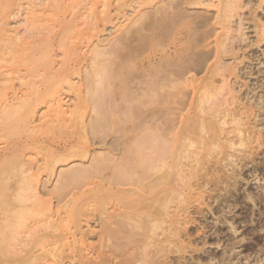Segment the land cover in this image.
Listing matches in <instances>:
<instances>
[{
	"label": "bare ground",
	"instance_id": "bare-ground-1",
	"mask_svg": "<svg viewBox=\"0 0 264 264\" xmlns=\"http://www.w3.org/2000/svg\"><path fill=\"white\" fill-rule=\"evenodd\" d=\"M48 1L51 3L50 7L52 8H49L51 10L47 14V19H45L41 11H37V8L47 4L45 2ZM48 1L38 3V0H0V62L7 61L4 58L5 55H11L10 62L14 64L13 72L0 66V144L3 145L0 148V264H63V259L64 261L68 259L70 264L75 261H79V264L101 262L100 260L99 262L94 261L96 259H104V262H101L102 264H111L115 263V260L109 262L107 255L114 254L117 249L123 246L127 247L132 243L137 244L141 251L135 249L136 253L133 254V251H130L131 254H128V257L124 256L126 259L123 258L126 261L120 260L118 264H168L164 258L166 256L164 249H162L163 251L160 249V253H157L158 256L157 254L153 256L151 250L154 246L164 248L163 245L166 244L163 237L166 238L168 235L183 246L181 233H184V231L186 233L187 226L191 222L190 216H174L171 227L167 230L165 224L168 223V213L167 211L160 213L157 210L161 215V224L154 223L149 234L143 236L144 233H142L141 236L145 238L141 239L139 235V238L137 237L135 241L138 232H134V228L137 226L136 228L139 229L140 222L136 217L134 207L137 204L144 209L153 206L152 204L149 206L150 194L141 195L134 206L131 205L134 200L130 199V205L127 202L130 207L123 212H115L109 216L105 214L102 221L103 228L98 234L95 231H83L79 218L84 208L88 206L87 201L92 192L100 193L101 197H106L104 198L103 209L107 210L108 207H111V204L117 205L115 202L120 198L118 195H125L124 193L134 191L130 188V190L123 189L128 185L135 186V183L127 181L125 174L129 172V167L135 161L138 165V161L141 162L142 160L143 163L140 164L145 166L146 160H144L145 154L143 155V153H146V151V159L149 158L150 163H146L149 168L142 165L145 174L141 175L143 176L140 177L141 181L150 180L151 177L153 178L161 173L163 168L167 166V159L170 157L168 155L167 158V154L170 153L168 150H171L169 147L171 143L182 146L180 149L186 146L194 147L197 144L199 146L210 144L209 147H213L212 153L208 155L207 152V158L204 157L202 161L197 160L196 163L194 162L196 165L190 169L191 177L196 174L193 171L196 168H198L197 171H205L208 174L213 171L217 174H225L231 171L233 174L238 171L240 161L243 162L245 159L255 160L259 150L264 146L263 136L258 129L259 125L253 122V109L247 106L245 98H242L240 94L238 95L240 91L237 92L232 86L233 83L230 81V77L234 75L236 80H239L240 76L235 73L238 69L233 66L234 63L230 64L231 67H227L225 56L231 53V56L236 57V42L245 40L243 39L245 20L241 15L239 16V26L237 28L230 26L233 23L231 19L235 18L236 8L241 10L253 9L257 5L262 8L264 0H68L71 2L68 5L65 0ZM69 6L71 7L70 15H68ZM149 7L152 8L151 11L148 10ZM189 7L216 9L213 16L203 17V21L212 23L214 26H220L224 31L215 40L214 52H198L200 39L196 33L191 34L190 30L195 29L196 25H199L202 20L198 17H191L188 11ZM127 8L138 9L139 17L135 24L132 23L134 26L129 27L130 29H125L123 26L124 30H119L117 25L110 32L111 35L115 33L117 36L114 35V38L107 40L106 44H104V41L99 42V40L94 48L93 46L91 48L88 44L91 48V53L88 52V54L92 55L93 62L97 58L101 60L102 57L107 58V60L105 62L98 59L99 62H94L95 67L92 65L91 68H93L90 71L84 72L85 81L82 79L81 85L79 83H77L78 85L74 84L73 80L68 77L72 73H74L73 76H76L77 71L76 67L74 68L67 61L64 64L61 63L62 65L60 64L62 68L57 69L58 71L55 70L54 65L58 63L54 60L55 58L53 59L55 55L49 52L53 44V38H55V41L61 42V48L66 47L65 49L70 57H72V54L74 57V54H77L78 51L74 53L73 51L76 48L67 46L65 39L68 35L77 34L78 38L82 39H88L91 33L95 34L97 32L98 35V32L101 33V30L99 31L101 26L106 28L107 25L115 24V18L126 17ZM91 9L93 10L92 13L90 12ZM20 12L26 13L25 16L27 20L29 18L28 22L31 24L51 22L53 25L51 32L54 30L57 32L53 36L37 41L34 46L26 47V41L21 38L17 30L8 29L9 21L20 17ZM38 13L41 17L37 16ZM50 13L54 15L55 19L53 16L51 19L49 18ZM79 21H89V29L79 31ZM115 30L116 32H114ZM255 30V42L260 43L264 40V24L256 23ZM146 31L148 34L144 35ZM235 33L237 34L234 35ZM94 38L98 39L97 36ZM206 46L207 43L202 47ZM67 47L75 49L73 51L69 49L70 52H68ZM61 48L59 50L62 51ZM63 51L61 53L62 57L67 54L65 50ZM86 55L79 53V56L83 58ZM79 56L78 54L75 56L77 61L83 60H78ZM70 57L63 59L68 60ZM238 60L235 59V61ZM81 62L83 63V61ZM39 63L45 67L44 79H39L37 76L39 73L36 76H34L35 74L32 75L30 78L21 75L23 65L36 66ZM100 66L104 68L103 71H101V68L99 70ZM137 71H139V75H141L140 71H144V80L147 77L148 81L145 88L144 86L142 88L140 84V88H138V83L135 80L137 77L134 79L135 82L131 80L134 74H138ZM103 74L105 78L108 76L107 79L110 80L111 78V81L108 80L109 86L107 85L108 81H106L107 84L104 83L105 85L102 84L101 80L99 81L101 79L99 77ZM190 74H193L192 78H190ZM201 74H204L203 77L197 78ZM12 75L15 76L12 77ZM140 78H142V75ZM15 81L18 82L16 86L14 85ZM131 81L136 84L133 87L138 86L135 87L137 94L134 92L135 88L133 94H136V96L141 94L140 97L142 94L148 96L145 102L149 100L151 103L149 107H153L150 110L152 114L148 113L149 110L147 112L151 116L147 114L150 119L146 116L145 111L147 110L144 109L143 111V113L145 112L144 117L148 118V121L150 120L145 127L146 130L141 128L142 131L145 130L149 133L150 136L145 138L148 140L142 141L144 135L141 136V142L137 139L136 142L134 138L135 141L127 148L125 147V152L124 149L120 150L122 148H118L120 143L118 147L116 146L115 142L119 139L116 136L115 139H111V142H107V144H112H110L112 148L109 146L111 148L109 153H94L91 156L92 146L104 145L107 137H110L113 132L118 133L120 129L125 131V128H122L125 125L121 124L117 129V123L112 124L114 125L113 132L110 131L109 133L108 131L105 133L108 130L107 122L110 119L117 120L119 117V121L124 116L121 119L124 118L126 124L130 123L129 120H132L131 123H133L134 118L132 117L135 114L134 110H136L134 108L142 109H139L138 102L145 106L143 105V99H140L143 100L140 103V100L138 101L139 97L136 99L128 93V90L131 89L129 87ZM137 81L139 80L137 79ZM122 84H128V86L123 87ZM65 85L68 86L67 88L71 93L76 95V103L74 102L75 104H72V106L67 104L68 102L66 103V98H63ZM119 85L123 89H119ZM143 85L145 84L143 83ZM125 87L129 88L126 90ZM242 88H245V80ZM112 90H116L114 92L116 103L111 99ZM130 92L132 93V91ZM108 94L111 96L108 97L110 100L107 99ZM145 96L142 98L146 99ZM108 100H112L113 103L110 105L111 102ZM89 101H93V106L88 105ZM127 101L129 104L131 102V105L127 106ZM133 101L135 104L137 103L136 107L132 106L134 105V103L132 104ZM120 104L122 107L119 106ZM42 106L46 110L41 114L42 116H39L38 110ZM138 118L140 116L135 117L136 120ZM142 122L140 121L139 124H142ZM135 123L132 126L137 125ZM109 125H111L110 122ZM139 126L141 127V125ZM58 128L60 132L57 134L55 129ZM130 128L128 127V129ZM138 128L130 130L137 131ZM108 133V136L105 135ZM128 135L126 134V136ZM146 135L148 134H145V137ZM118 141L120 142V140ZM123 144L121 146H126ZM32 148L35 151H37L35 148H40L42 152L39 154L41 155H37ZM30 149L35 152L36 158L41 156L38 162L39 165L32 159L31 156L33 155H29ZM195 152L198 151L192 152L193 155H195ZM173 153H171L172 156H174ZM213 153L219 154V156L222 155V157H217L218 155H213ZM136 154L143 155L144 159H141L140 156L141 160H138L139 157L137 156L135 158L137 160H135L133 157ZM177 158L179 157H176L175 162L177 161L178 164L176 166V163H174L173 168L176 167L175 175L177 176L178 185H180L181 179L183 180L187 175L183 177L184 164L181 163V158L183 160L185 158L181 157L179 160ZM78 160H80L79 164H82L61 173L59 177L62 180L59 181L60 186H55L57 189L55 195L60 196L59 202L65 203L62 210L66 211V208L68 210L71 207L70 211H66L64 213L66 216L61 217L60 221H53L56 215L53 213L52 205L43 200L38 191L39 184H41L40 177L43 173H47L50 177L54 176L55 167L58 163L74 164ZM131 169H134V167ZM147 169L151 173L146 172ZM120 171L122 174L119 173ZM10 180L12 183H10ZM48 181L50 180L48 179ZM208 183L203 184L204 187L202 184L198 185L200 190L197 188V192L201 191V197L204 195L203 188ZM147 184L149 185V183L144 184V188ZM90 186H93V188L88 191ZM178 191L176 190L177 193L175 192V194H179ZM146 192L144 189V193ZM196 196L200 198L199 194ZM108 199H110V202H107ZM156 199L158 200V198ZM151 200L150 203H152ZM161 201L163 202V200ZM140 210L139 212H141ZM144 214L147 215L148 212H144ZM77 216L79 217L77 218ZM142 218L147 217L142 216ZM142 218L140 217L139 220ZM140 230H142L141 227ZM94 234L98 236L99 247L103 248L102 251H104L97 253L96 258H90L89 255H92L91 253L95 249L93 246L87 245V241ZM69 236L73 239L70 240ZM54 244L64 245L66 248L67 244L70 254L65 258L61 255L62 258L56 256L57 254L52 256L53 251L51 253L48 249L52 248H49V245L53 246ZM39 248L44 253L47 249V253L54 258L50 257L51 259L48 260L46 256L37 255L39 251L36 252V249L39 250Z\"/></svg>",
	"mask_w": 264,
	"mask_h": 264
},
{
	"label": "rangeland",
	"instance_id": "rangeland-1",
	"mask_svg": "<svg viewBox=\"0 0 264 264\" xmlns=\"http://www.w3.org/2000/svg\"><path fill=\"white\" fill-rule=\"evenodd\" d=\"M38 1H39L38 3H40V2L44 3L45 0H38ZM244 1H249V0H244ZM43 3H41V4H43ZM45 3H47V4H44V5H41V7H38L37 11L40 10L41 13L44 15V18L47 19V14H49V11L51 10L49 8H52V7H50L51 3H49V1L45 2ZM65 3L67 5H68V3L71 4V2L68 0H65ZM129 3H130V1H129ZM46 5L49 7H47ZM189 8L190 9L188 11H189V14L191 15V17H195V18L198 17L199 19L202 20L199 22L200 23L199 25H196L197 27L195 29L192 28L190 30L191 34L196 33L200 39L199 48L197 49L198 52L199 51H201L203 53L204 52H207V53L208 52H211V53L214 52L215 51L214 50L215 40H216L217 36L221 33H224V31H222L223 29L220 26H214L212 23L210 24V23L203 21L204 20L203 17L213 16L214 12H216V9H204V8L201 9V8H195V7H189ZM148 10L151 11L152 8H150ZM68 11H69L68 15H70V13H71V7L70 6H69ZM90 12L92 13L93 10L91 9ZM126 13H127L126 17L125 16L120 17L121 20L118 18H115L116 22L118 24L115 22L114 25L105 26L106 28H103L104 26H101L99 29V31L101 30V33L99 34V32H98V35H97V32L95 31L96 33L95 34L91 33V36L88 37V39L87 38H85V39L84 38L83 39L78 38L77 34H70L66 37L65 40L67 42V46H72V47L74 46L76 48V49L74 48L75 49L74 50L73 48L67 47L68 52H70L69 49H72V51L74 50L73 51L74 53L76 51H78L77 52L78 56H79L80 52H81V55H82V53L87 54L86 56H84L85 58L79 56L78 60L79 59H83V60L77 61V58L75 57V56H77V54H74V57L72 54V57H70V54L67 53V51L65 49L66 47L62 46L64 49L61 48V46H60L61 42H59L57 40L55 41V38H53L52 39V42H53L52 47L53 48L51 47L49 52L52 55H55V57L53 56V59L55 58L54 60H56V63L59 64V65L58 64L54 65L55 70L60 69L61 65L64 64V62L66 63V61H67L68 64H71L72 66H74V68L76 67L75 69L77 71V73H75V75L77 74L76 76H73L74 73H72V74H69L68 77L71 80H73L74 84L79 83V85H81V81H83V80L85 81V79H84L85 73H87L88 71H90L93 68V67L91 68L92 65H94V67H95V64H93L94 62H96V61L99 62V60H100V58H97V59L95 58L96 61L93 62L94 59L91 57L92 55L88 54V52L91 53L90 49L92 48V46L94 48L96 46V43H98V40H99V42L104 41V44H106L107 40L109 41L111 38H114V35L117 36L115 33H114V35H111V33H110L111 30L117 25L119 27V30L120 29L122 30L124 27H125V29H128L129 27L131 28L132 26H134L136 20L139 17L138 16V9L135 10L133 8H127ZM25 14L26 13L23 12L20 14V17H17L15 19H11L9 21L8 29L17 30V32L20 34L21 38H23L26 41V44H27L26 47L34 46L37 41H39L43 38H48L50 36H53L54 33L57 32L56 30L51 32V30L53 28V25L51 22H48V23L47 22H45V23L39 22L37 24L29 23L28 22L29 18L27 20ZM240 15L245 20L244 21L245 27H244V31H243V34H244L243 39H245V40L243 42H236L235 46L237 48V52H236L237 56L236 57L231 56V53H230V55L225 56V61L227 62L226 64H228L227 65L228 68H229V66L231 67V65L234 63L233 66H236V68L238 69L235 73L239 74V76H240L239 80H236V77L233 75L230 77V81H232V83H233L232 86H234L236 91L237 92L240 91L238 93V95L240 94L242 96V98H245V103H247V106L249 108L253 109V112H254V117H253L254 121L253 122H255L256 125H259L258 129L263 136L262 140H263V144H264V40L261 41L260 43L255 42V38H256L255 26H256V23H263L264 24V4H263L262 8H259L258 5L255 6L253 9L246 8L244 10H241V9L236 8V10L234 12L235 18L231 19V22H233V23L230 24V26L235 27V28H237V26H239V24H240L239 16ZM37 16H40V13H38ZM52 16L55 19L54 15H52V14L49 16V18L51 19ZM117 20H119V21H117ZM79 22H80V27L78 28L79 31L89 29L88 28L89 21L88 22L87 21H79ZM133 22H134V24H132ZM120 25H121V27H120ZM118 27L116 28L117 30H118ZM135 27H136V25H135ZM228 27H229V25H228ZM147 31L145 32L144 35H146V33L148 34ZM114 32H116V30ZM236 34L237 33H235L234 35H236ZM245 34H246V38H245ZM93 35H94V37L97 36L98 39L94 38V37L92 38ZM90 38H92V39H90ZM206 43H207V46L202 47ZM88 44L91 48L88 46ZM135 44H137V43H135ZM138 44H139V42H138ZM58 47L61 48L62 51L65 50L68 55L67 54L65 55L63 53L64 56L62 57L61 56L62 51L59 50ZM78 48H80V49H78ZM52 49L54 52L51 51ZM73 52H71V53H73ZM69 57H70V59L66 60ZM4 58L7 61L0 62V66H3L5 68V70H7V71L13 72L14 71L13 70L14 64H13V62H10L11 58H12L11 55H5ZM63 58H66V59H63ZM235 59H239V60L235 61ZM102 60L105 61V60H107V58L102 57L100 61H102ZM81 61H83V63ZM32 66L33 65L29 66L27 64L23 65L21 68V70H22L21 75H25V77L30 78L32 75L35 74L34 76H36V74L39 73L37 75L39 77V79H44L45 73H46L45 69H44L45 67L43 65H41L40 63H39V65L38 64H36V66L34 65L33 68H32ZM100 68H101V66L99 67V70L102 69L101 71H103L104 68H101V69ZM138 72L139 71H137V73ZM143 72L140 71V74L142 75L143 79L140 78L141 75H139V73L137 75H135L133 73L135 76L133 75V79H131V80L133 81L135 79V77H137L135 79L136 82L138 83L137 85L139 86V84H140V86L142 85V88H143V86L145 88L148 80H147V77L145 78L146 80H144L145 75L143 74ZM192 75L193 74L189 75V76H191L190 78L193 77ZM203 75L204 74H201L197 78L203 77ZM14 76L12 75V77H14ZM104 76L105 75L103 74L101 77H99V78H101V79H99V81L101 80L103 82L102 83L103 85L107 84L106 81L109 80V79H107V78H109V76L106 78ZM137 79L139 81H137ZM135 80H134V82H135ZM244 80H245V88H242V84L244 83ZM109 81H111V78ZM109 81L107 84L108 86H109ZM132 81L130 82V84H132V85L129 84V87L131 89L128 90V93H130L131 96L135 97L136 99H137V97H139L138 101L140 99H143L144 100L143 105H145V106L141 105L142 104L141 102L143 100H140L141 104H139V102L137 101L138 106L140 105V108L139 107L138 108L139 109L142 108L141 110H138L136 107L137 103L135 104L133 101L132 104L134 103V105H132V106H135L136 108H134V107L133 108L138 111L137 112L136 110H134L135 114L136 115L140 114V115H137V116H140V118H138V119H142L145 115V112H146V116L149 117L150 116L149 114L151 113L150 110L153 107H149V106H151V103L149 102V100L145 102V100H147L148 96H145L143 94L141 97L139 96L141 94L136 96V94H137L136 88L138 86H135L136 88L133 87L136 84L132 83ZM139 82H141V83H139ZM143 83L145 85H143ZM14 85L15 86L18 85V82L15 81ZM126 85L128 86V84H124L123 87ZM65 86H64V90H63V92H64L63 98L64 99L66 98L65 99L66 103L68 102L67 104L72 106V104L76 103V98H75L76 95H75V93H71L68 90L67 85H65ZM140 86L138 88H140ZM123 87H121L119 85V89L120 88L123 89ZM128 88H126V90ZM134 88H135L134 92H136V94H133ZM113 89H116V88H113ZM117 89H118V86H117ZM116 90L115 91L112 90L113 95L111 94V92H109L112 97L109 96L110 94H108V96H107V99H109L111 97V99H113V101L115 103H116V101H115L116 99H115L114 92H116ZM130 91H132V93ZM144 96L146 97V99L142 98ZM69 97H70V99H69ZM136 99H135V102H136ZM111 101H109V102H111ZM112 103L113 102H111L110 105ZM124 103H122V104H124ZM127 103H128V101H127ZM92 104H93V101L88 102V105L91 106ZM146 104L148 106L147 108H146ZM129 105H131V102H130V104L128 103L127 106H129ZM119 106L122 107L121 104ZM119 106H118V108H119ZM170 107H172V106H170ZM120 109H118V110H120ZM144 109L147 111H145L143 113ZM45 110H46L45 107L42 106L38 110V115L42 116L41 114H43L45 112ZM124 110H126V109L124 108ZM124 110L122 109V111H124ZM148 110L150 112H148ZM134 111H133V114H134ZM135 114L132 117V118H134L133 123H131L132 120H129L130 123H128V120H127L128 124H126L125 123L126 121L123 120L124 118L121 119L124 116H122L119 121H118L119 117L117 118V120L113 119L114 121L112 119H110V121L107 122L108 125H109V122L111 125L112 124L115 125L118 123L117 124V129H118L119 125L121 126V124H123V125H125V127L123 126L122 128H125V131L123 129V131H124V133H123V131H121V129L119 128L120 132L116 133V132L112 131L114 129V125H112V127H111V125H109V126L107 125L108 130L105 133H107L108 131L110 133V131H112L113 134H111L110 137H107V141L105 140L106 142L104 143V145L107 144V142H111L112 141L111 139L112 138L115 139V137L117 136V139L119 138L118 140H120V142L117 139H116L117 142H115L116 140L115 141L113 140V141L117 144L116 145L117 147L120 145L118 147V148H122L120 150L124 149L123 151H125V147L127 148L136 139L138 141H140L142 138L141 136H143V135H144L143 136L144 139H142V141L148 140L145 138H148V136H150V135L147 131H145L146 130L145 127L148 125L150 120L148 121L147 120L148 118L146 119V117H144L142 120H140V121H143L144 123L142 122V124H139L140 121H137L138 119L137 120L135 119V117H137ZM150 117H149V119H150ZM115 120L117 121L116 123H115ZM134 123L137 124V125H135L137 127L132 126ZM139 125H141V127ZM130 126H131V128H130ZM110 127H111V129H110ZM128 127L130 129H132V128L135 129V128L139 127L137 129L138 132L135 131L136 129L130 130V129H128ZM141 128L145 129V130L142 131ZM105 130H106V128H105ZM115 130H116V127H115ZM128 131L129 132L132 131V132L129 133ZM133 131H134V133H133ZM59 132H60L59 128L55 129V133L58 134ZM141 132H142V134H141ZM109 133L105 134V135L108 136ZM114 133L117 135H115ZM126 134L127 135L129 134V135L126 136ZM145 134H148V135H146V137H145ZM136 136H137V138H136ZM134 138H135V140H134ZM137 140H136V142H137ZM122 143H124L123 145H126V146H121ZM110 144H107L105 146L104 145L92 146L91 147V153H92L91 156H93L94 153L95 154L96 153H109V151H111V148H112L110 146ZM2 146L3 145L0 144V148ZM201 146L203 147V149ZM209 146H211V145L209 144V145H200L199 146L197 144L194 147H187L186 146L183 149H180V148H182V146L180 147V145H178L176 143H174V144L171 143V145L169 146L171 148V150L170 149L168 150V152L170 151V153L167 154V158H168V155L170 156L168 158L169 160L167 159V161H168L167 166L165 168H163V171L161 173H159L158 175H155L153 178L151 177L152 179L150 178V180L147 179L146 181L145 180L141 181V178L143 177L141 175L145 174V173H143V172H145V169L143 168L144 165L140 164V163L142 162L141 159H144V158H145L144 160H146L145 162L147 164L150 163V161L148 160L149 158L146 159L147 158V155H146L147 151H146V153L145 152L143 153V155L145 154L146 157L144 156V158H143V155H140L141 159H140L139 154L138 155L136 154V156H134L133 158L135 159L138 156L139 157L138 160L140 159L141 162L138 161L139 163L137 165L136 161L135 162L133 161L135 163V165H133L134 164L133 163L132 164L133 166L131 165L129 167V172L127 170L128 173L125 174L126 178L128 179L127 181L128 182L130 181V183H135V186L128 185V186L123 188L126 190L130 188L134 191L124 193L125 195H118V197H120V198H119V200H116V202H115V204H117V205L114 206L111 204V207L110 208L108 207L107 210L103 209V205L105 204L104 198H106V197H103V196L101 197L100 193L92 192L91 196L89 197V199L87 201L88 206H86L84 208V211L81 214V216L79 214V216H80L79 222H80V226L83 228V231H89L90 230V231H95L96 234H98L101 231V229L103 228L102 227L103 226L102 221L105 218L104 217L105 214L107 216H109L110 214H113L115 212L116 213L117 212L118 213L123 212L130 207L129 206L131 203V202L129 203V201H131L130 199L134 200V202L132 200L133 203H131V205L134 206L136 204V202L139 201V197L141 195H143V194L145 195L148 193V194H150L149 195L150 200L152 199L151 200L152 203H150V200H149V206H150V204H152L153 205V206H151L152 208L147 207L148 209H144L141 207V205H138V204L134 207V211L137 214L136 217H137L138 221L140 222V226H138L139 229L136 228L137 226L135 227L136 229L134 228V232H138V233H136L137 236L135 237V241L137 240V237L139 235L140 236L142 235V233H144L143 236H145L146 234H149L150 228L152 227V225L154 223H157L158 225L161 224L160 223V221H161L160 213L161 212L167 211V213H168V219H167L168 223L165 224V228L167 230L171 227V223H172L174 216H177V215H179V216L180 215L181 216L186 215L187 216L188 215V216H190L189 218L191 221L188 224L189 226H187L186 233H185V231H184V233L183 232L181 233V237H182L181 240L183 241V243H182L183 246H181L180 243H177L176 241H174L173 238L169 237L170 235H168L169 240H168V237H166V238L163 237L165 240V244H166V245H163L164 248L154 246V248L151 250L153 256H156L157 253H160V249L161 250L164 249V254L166 255L164 258L166 259V262L168 264H234V263L235 264H264V146L262 149L259 150L255 160L251 161V160L245 159V161H243V162L240 161L241 164L239 163L240 165H238L239 166L238 171L234 172L233 174L231 171L227 172L225 174H217V173H214V171H213V172H210L208 174L205 171H203V172L197 171L198 168H196V170H193L196 172V174L194 175L195 177L194 176L191 177L190 169L192 166L196 165L195 163L197 162V160L202 161L204 159V157L207 158L209 153L213 152V150H212L213 147H209ZM32 149L34 150V148H32ZM32 149L29 150V155H33V156H31L32 159H34L35 162L38 163L39 160L41 159V156H38V158H36L35 152L38 155L39 153L42 152V150L40 148H35L37 151L34 150L35 151L34 152V151H31ZM206 149H207V151H206ZM177 150L179 151V153ZM195 150L198 152L197 153L195 152V155H193ZM210 150H212V151H210ZM207 152H208V155H207ZM123 153H122V155H123ZM171 153H173L174 156H172ZM215 153H213V155H218L217 157H220V158L222 157V155L219 156V154H215ZM27 155H28V152H27ZM39 155H41V154H39ZM148 157H150V156L148 155ZM176 157H179V158H177V160H179L181 157L185 158L184 160H186V161H184L181 158V163L184 164L183 169H182L184 171L183 177H185L186 175L190 177L189 178L186 176L185 178H183V180L181 179L180 185H178L177 176L175 175L176 174V167L173 168V166H175L174 163L177 162V161L175 162ZM192 157L194 159L195 158L196 159L194 160ZM135 160H137V159H135ZM79 162H80V160L76 161L74 164H67V163L66 164L65 163L59 164L58 163V165L55 167V173L53 174L54 176L50 177L47 173H43L40 177V183L41 184H39V190L38 191H39L41 198L43 200H45L46 202H48L49 205H52L53 213L56 215V217L54 218L53 221H55V220L58 221L59 219H61V217L62 218H63V216L65 217L66 215L64 213L68 210L70 211V208H71V207H69L68 210H67V208L66 209L64 208L66 211L62 210L63 205L65 203L63 202V204H62L61 202H59L60 196L58 194H57L58 196L55 195L57 193L56 192L57 189L55 188V186L56 187L60 186V182L62 181L61 178H59L60 174L64 173V171L65 172H67V170L69 171L72 167H74L76 165L77 166L81 165L82 163L79 164ZM76 163H78V164H76ZM146 163H145L144 167L149 168L146 165ZM39 164L40 163H38V165ZM177 164L178 163H176V166H177ZM157 166H160V165H157ZM132 167H134V169H131ZM146 172L151 173L149 169H147ZM119 173L122 174L121 171ZM205 173H207V174H205ZM207 175H209V176H207ZM48 179L50 181H48ZM207 180H209V181H207ZM12 181H13V179H12ZM12 181L10 183H12ZM182 182H183V184H182ZM146 183H149V185L147 184V186L144 188V184H146ZM205 183H208V184L205 186V188H203V190H204L203 194L204 195L201 197L200 196L201 191L197 192L198 190H200L199 189L200 186L198 188V185L202 184V186L204 187ZM92 188H93V186L88 187V189H89L88 191H90V189L92 190ZM197 188H198V190H197ZM144 189L147 191L146 193H144ZM52 190H53V192H52ZM54 190H55V192H54ZM176 190L177 191L179 190L178 192H179V194L180 193L181 194L180 195L175 194ZM127 194H129V195L127 196ZM194 194H196V195L199 194L200 198H198V196H196ZM181 195H182V197H181ZM163 197H164V199H163ZM183 197H184V199H183ZM156 198H158V200H160V199L163 200V202L161 200L158 201ZM153 199H155V200H153ZM109 200L110 199H108L107 202H110ZM155 201H156V203H154ZM127 202L129 203V205ZM137 206H138V208H136ZM163 206H165V207L163 208ZM160 207H162V208H160ZM139 210L141 212H139ZM144 212L145 213L148 212V214L145 215ZM141 215L143 217L146 216L147 218L143 219ZM59 216H60V218H59ZM79 216H77V218ZM149 216H150V218H149ZM140 217L143 220L142 219L139 220ZM158 219H160V220H158ZM74 223H75V220H74ZM140 227L142 230H140ZM168 233H169V231H168ZM96 234L91 235V239L87 241V245L93 246L95 249L94 252L91 253L92 255H89L90 258L91 257L96 258L97 253L104 251V250L102 251L103 248L101 249L99 247V238ZM143 236H141L140 238L141 239L145 238ZM69 237H70V240L73 239L71 236H69ZM138 241H139V239H138ZM139 243H141V242H139ZM66 246H67V248L64 245L62 246L60 244H54L53 246L49 245V248H51V247L52 248L48 249V251L51 253L53 251L52 256H55L54 254H57L56 256L61 255L63 258H65L66 256H68L70 254L69 253L70 249L68 248L67 244H66ZM125 247L126 246H123V247L117 249L116 250L117 253L115 252L114 254L111 253V254L107 255V259L109 260V262H114V260H115V263H111V264H116V263L118 264L120 262V260L126 261L125 260L126 257H128L131 254L130 251L131 252L133 251L132 254L136 253V251H138V250L141 251L139 249V247L137 246V244H135V243L129 244L126 248ZM53 249L56 251L54 252ZM135 249H136V251H134ZM40 250H41L40 248H39V250L36 249V252L39 251V252H37V255L46 256V258H48V260L51 259L50 257H52V256H50L49 253H47L48 252L47 249H46L45 253L43 251H40ZM89 254H90V252H89ZM124 256H126V257H124ZM157 256H158V254H157ZM116 257H117V259H116ZM52 258H54V257H52ZM123 258H125V259L123 260ZM99 260L101 262L102 261L104 262V259L103 260H101V259L97 260L96 259L94 261L99 262ZM154 261L157 262L156 259H154ZM101 262H99V263L102 264ZM73 263L79 264L80 262L75 261ZM99 263L93 262V264H99ZM63 264H70V262L68 259H65V261L63 259ZM103 264H107V263H103Z\"/></svg>",
	"mask_w": 264,
	"mask_h": 264
}]
</instances>
